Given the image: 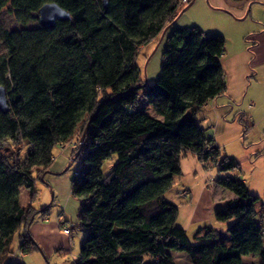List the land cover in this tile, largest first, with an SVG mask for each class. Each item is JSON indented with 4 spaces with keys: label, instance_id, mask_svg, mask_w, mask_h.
<instances>
[{
    "label": "trees",
    "instance_id": "1",
    "mask_svg": "<svg viewBox=\"0 0 264 264\" xmlns=\"http://www.w3.org/2000/svg\"><path fill=\"white\" fill-rule=\"evenodd\" d=\"M52 2L67 19L50 28H0V84L8 107L0 112V264L15 234L18 253L38 248L28 222L47 207H22L19 188L33 199L34 181L49 171L53 149L67 144L80 122L79 137L88 126L74 152L70 188L79 202L76 225L83 237L71 264H175V251L184 252L190 264H250L241 259L248 254L264 264V209L255 208L258 197L237 174L239 161L222 156L195 120L204 103L224 94V36L194 25L172 29L159 76L142 84L137 50L162 35L180 0H0V13L26 25L37 20L42 4ZM139 96L154 116L135 106ZM20 143L26 145L22 154ZM185 152L215 167L214 186L233 195L213 212L217 223L232 220L227 240L208 226L195 236L207 242L192 243L175 224L178 206L164 194L182 174Z\"/></svg>",
    "mask_w": 264,
    "mask_h": 264
},
{
    "label": "rangeland",
    "instance_id": "2",
    "mask_svg": "<svg viewBox=\"0 0 264 264\" xmlns=\"http://www.w3.org/2000/svg\"><path fill=\"white\" fill-rule=\"evenodd\" d=\"M185 6L184 4H180L176 8V17L168 26L166 34L177 27L194 25L200 27L208 35L215 34L224 36L225 50L220 57L224 77L229 81H236L235 79L237 76L240 77L241 71L249 66L251 70L246 73L248 76L244 80L251 82L253 78H256L258 80L256 82L264 85V61L260 62V57L257 55L254 56L256 54L257 43L256 38L255 40L253 38L258 36V33L264 32V0H193L182 11ZM34 16L37 17V14H34ZM33 27H38L37 20L23 25L16 22L9 12L2 10L0 13V28L7 29L8 31H19L21 28L31 29ZM166 34L162 38L155 36L154 40L144 44V46L137 50L135 62L138 66L142 84L150 85L159 76V67L162 62L161 55L165 46ZM3 52L4 47L0 43V53ZM241 80L243 81V78ZM248 91L249 95H254L255 98L258 97L257 90L254 87L251 86L248 88ZM262 99L264 101V96ZM135 106L143 109L146 114L154 116L152 106L141 96L138 97ZM261 111L264 113V107H262ZM185 115L187 114L184 113L183 116L186 117ZM238 121L239 125H241L240 128L238 127L241 130L238 143L235 145L218 146L216 142V145L220 148L222 156L233 157L239 161L241 171L237 174L244 180L247 190L258 197L255 208L257 210H263L264 136L262 133H264V119L256 121L255 118H251L245 114L242 117V121L239 119ZM80 125L81 122L75 130L76 133L67 144L59 145L53 149L56 163L53 162L51 164L49 171L44 174L43 180L38 179L34 187L36 193L33 199L30 201V193L24 189H19L21 193L18 196V201L25 208L28 206V203H31L35 210H41L47 207L48 212L46 214L39 211L34 217L32 216L34 219L32 220L31 218L32 221L41 220V223L48 224L49 229L54 230L55 228L52 226L59 220L64 225L63 227L69 229L70 234L64 237L65 245L63 247L57 246L55 243L57 241L59 242V237L56 236V233L52 232L53 236L48 239L50 245H43L40 242L38 248L28 254H21L16 250L19 235L15 234L9 245L10 253L7 254L6 261H12L14 263L22 262L23 264H71L77 257L83 232L76 225L80 213L79 202L71 194L70 180L73 170L77 167V159L74 152L80 144ZM219 140L221 142L222 138L220 137ZM238 145L244 147L245 150H236L241 147L239 146L238 148ZM19 147V152L21 154L24 153L26 145L20 143ZM71 147L70 162L65 158L63 161L64 156H58V150L61 152L63 149ZM241 151L244 152V156H241V153H239ZM3 152L4 150L1 151V153ZM113 160L114 157L104 162V166L102 167L103 175L110 169ZM179 161L181 163L180 168L182 174L173 178L172 187L164 194L169 201L179 206L175 224L185 230L188 239L192 243H197L198 241L207 242L204 239L195 238L197 234H200L197 228L203 226L216 228L220 237H224L227 240L226 228L232 220L227 223L218 224L214 221L213 212H210L211 216L202 222L196 220V224L190 227L187 222L190 218L189 214L192 206L194 205L196 207L197 203L201 206L206 201V198H208L206 196L211 197V199H216L218 196L232 195V193L221 187H214L212 180L218 176V173L212 165L206 166L203 169L195 159L189 156H181ZM68 164H70V168L66 169ZM220 175L222 176V174ZM184 188H187L189 192ZM181 191H185L186 195L180 194ZM188 193L191 195V201L189 202H187L186 198H183L184 196H188ZM221 201H219L218 205L214 203L215 206L211 211L215 207L216 209L223 207L224 204ZM55 231L61 233L59 225H57ZM52 244H55V246ZM180 253L184 257H187L184 252ZM241 259L242 262L250 264H257L260 261L258 256L252 254L243 255ZM178 263L185 264V261L180 259Z\"/></svg>",
    "mask_w": 264,
    "mask_h": 264
},
{
    "label": "crops",
    "instance_id": "3",
    "mask_svg": "<svg viewBox=\"0 0 264 264\" xmlns=\"http://www.w3.org/2000/svg\"><path fill=\"white\" fill-rule=\"evenodd\" d=\"M171 23H169L168 26ZM168 26H166L165 31L162 33V35H160L161 38H162V36H164L166 34ZM258 34H259L258 36L253 37L254 40L256 38V43H257V45H256L257 47L255 50L256 54L254 56H256V55L259 56L260 62H263L264 61V32L262 31ZM158 37H159V35H158ZM250 70H251V68H249V66H248V68L245 67L241 71L240 77H238V76L236 77V79H235L236 81L227 80V78L224 77V73H223V80L225 81L224 94L217 96V97H214L213 99L204 103L201 110L196 114L195 120L198 123V125L201 126L202 128H204L205 133L207 135H209L210 137H212L214 140V144H216V142H217L218 146L219 145L227 146V145H233V144L235 145L238 143V139L240 138L239 135L241 132V130L238 129V127L240 128V126H241V125H239V123H238L239 121L237 119L239 114H241V113H243L244 115L247 114L251 118H255L256 121H259V120L261 121L264 119V113L261 111L262 107H264V105H262V104H264V101L262 99V97L264 96V85H262L259 82H256V81H258V80H256V78H253L251 80V82L244 80V78L246 76H248L246 73L249 72ZM241 78H243V81L241 80ZM249 86L250 87L252 86L255 88V90H257L258 97L255 98L254 95L253 96L249 95V91H248V88H250ZM207 128L209 131L207 130ZM220 137L222 138L221 142L219 140ZM239 146H241V145H238V148H239ZM71 149H72V147L71 148H65L61 152L58 150L57 155L58 156L59 155L64 156L63 161L65 159L66 160L68 159V161H69V158L71 155L70 154ZM243 149H244V147L241 146L240 149H236V150H243ZM239 153H241V156H244L243 151H241ZM52 155H53V151H52ZM182 156H189V157H192V159H195L194 154H191L190 152H185ZM53 162L56 163L54 155H53L52 163ZM197 163L203 169L206 167V166L205 167L202 166V164H200L198 161H197ZM180 165H181V163H180ZM68 166H70V164H68L67 167ZM50 167H51V165H50ZM180 170H181V168H180ZM38 179L43 180L44 178L42 176V178H38ZM38 179H36L34 181V187L37 184ZM214 187L217 188L219 186H214ZM19 189H23V188H19ZM33 189H35V188H33ZM184 189L188 190L187 188H184ZM184 189H182V190H184ZM27 191L30 193L29 199L31 201L32 200L31 199V191H29V190H27ZM188 192H189V190H188ZM20 193H21V191L19 190V194ZM35 193H36V189H35ZM19 194H18V196H19ZM206 197H208V198H206V201L204 203H202L201 206L198 205V203L196 204V207L194 205L192 206V209H191L190 214H189L190 218L188 219V222H187L189 227L196 224L195 223L196 220L198 222H202L205 219H207V217L211 216L210 212H214L216 210V207H215V209H213V211H211L212 208L215 206L214 203H216L218 205L220 200H222L221 202L224 203L225 201H228L229 199H231L233 197V195H231V194H228L226 196L221 195V196L216 197V199H211V197H209V196H206ZM183 198H186L187 202L191 201V195L190 194L188 196H184ZM209 199H210V201H209ZM216 201H218V202H216ZM29 205L32 207L31 203H28V206ZM177 206H178V204H177ZM36 211H39V210H36ZM178 211H179V206H178ZM33 217H34V215H33ZM33 217L31 216L32 220H34ZM31 218H30V221L28 222L29 225L27 227V231L29 234H31L36 245H38V244L40 245V242L43 245H47V244L50 245L48 239L53 236V233H56V236L59 237V242L57 241L55 244L57 246H61V247H63L65 245L66 242H65L64 237L68 234L63 233L62 231H61V233H59L58 231H55L57 225H59V228H61V229L64 226L59 220H57V223L53 224L54 226H52V227L55 229L52 230V229H49L50 227L48 224L41 223L40 222L41 220L40 221L37 220L34 222L31 220ZM214 221H215V219H214ZM203 227H206V226H203ZM203 227H199L197 229H201ZM22 230L23 229H19L18 232L20 233ZM18 243H19V240L17 241V244H16V246H17L16 250L18 248ZM55 244H52V245L55 246ZM59 244H61V245H59ZM171 255L173 258V262H175V264H180V263H178V261L180 259L185 261V264H190V261L188 260V258L184 257V255L180 252H175V253L171 252Z\"/></svg>",
    "mask_w": 264,
    "mask_h": 264
},
{
    "label": "water",
    "instance_id": "4",
    "mask_svg": "<svg viewBox=\"0 0 264 264\" xmlns=\"http://www.w3.org/2000/svg\"><path fill=\"white\" fill-rule=\"evenodd\" d=\"M38 10L39 11L37 14V21L40 27L50 28L53 26L55 20L64 21V19L68 18V13L63 11L54 2L44 3L41 5V7ZM6 95H7L6 90H4V87L0 84V112H6L8 109ZM87 126L88 123L85 124L82 130L83 132L79 138L80 144L86 134Z\"/></svg>",
    "mask_w": 264,
    "mask_h": 264
},
{
    "label": "built area",
    "instance_id": "5",
    "mask_svg": "<svg viewBox=\"0 0 264 264\" xmlns=\"http://www.w3.org/2000/svg\"><path fill=\"white\" fill-rule=\"evenodd\" d=\"M186 3H187V0H180V3H179V4H186ZM262 135L264 136V133H262ZM72 174H76V171L74 170V171L72 172ZM180 194H182V195H186V192H185V191H181ZM61 231H62L63 233H65V234H68V235L70 234V233H69V229H68V228H65V227H62Z\"/></svg>",
    "mask_w": 264,
    "mask_h": 264
}]
</instances>
